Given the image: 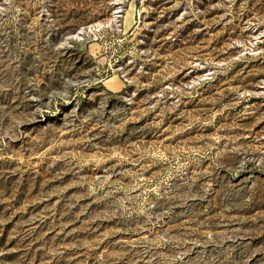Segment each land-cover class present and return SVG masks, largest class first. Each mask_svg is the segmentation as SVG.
Instances as JSON below:
<instances>
[{
	"label": "rangeland",
	"instance_id": "374dc122",
	"mask_svg": "<svg viewBox=\"0 0 264 264\" xmlns=\"http://www.w3.org/2000/svg\"><path fill=\"white\" fill-rule=\"evenodd\" d=\"M0 264H264V0H0Z\"/></svg>",
	"mask_w": 264,
	"mask_h": 264
}]
</instances>
